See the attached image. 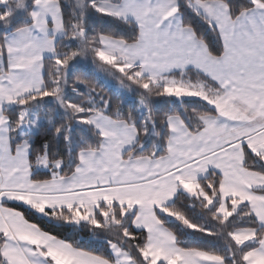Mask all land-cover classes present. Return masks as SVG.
I'll use <instances>...</instances> for the list:
<instances>
[{
  "label": "snow or ice",
  "instance_id": "obj_1",
  "mask_svg": "<svg viewBox=\"0 0 264 264\" xmlns=\"http://www.w3.org/2000/svg\"><path fill=\"white\" fill-rule=\"evenodd\" d=\"M0 264H264V0H0Z\"/></svg>",
  "mask_w": 264,
  "mask_h": 264
},
{
  "label": "trees",
  "instance_id": "obj_2",
  "mask_svg": "<svg viewBox=\"0 0 264 264\" xmlns=\"http://www.w3.org/2000/svg\"><path fill=\"white\" fill-rule=\"evenodd\" d=\"M96 72L97 69L92 65L91 60L88 61H81L79 66L77 67L76 71L73 73V75H84L87 77L90 85L95 84L96 81ZM115 81V80H114ZM117 82V81H115ZM97 91H102V94L105 96L112 97L113 99V106H115V103L117 100L121 98L120 94H118L116 91H114L112 88L105 87L104 85H97ZM125 113L128 111V105L126 104L124 107ZM13 206L15 205H8ZM47 230L55 232L58 236L64 237L68 236L71 239H80L83 241L82 246L86 248H96L98 247V243L96 240L90 237V234L88 233V230L85 229H74L69 227H56L53 228L51 225L44 224L43 225Z\"/></svg>",
  "mask_w": 264,
  "mask_h": 264
},
{
  "label": "rangeland",
  "instance_id": "obj_3",
  "mask_svg": "<svg viewBox=\"0 0 264 264\" xmlns=\"http://www.w3.org/2000/svg\"><path fill=\"white\" fill-rule=\"evenodd\" d=\"M79 66V65H78ZM103 74H101L102 76ZM108 80V84L105 87L112 88L114 91H116L118 94H120V86L118 82H115L114 80H111V78H106Z\"/></svg>",
  "mask_w": 264,
  "mask_h": 264
}]
</instances>
